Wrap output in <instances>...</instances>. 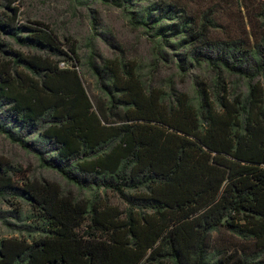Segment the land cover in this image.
<instances>
[{
  "label": "trees",
  "instance_id": "16d2710c",
  "mask_svg": "<svg viewBox=\"0 0 264 264\" xmlns=\"http://www.w3.org/2000/svg\"><path fill=\"white\" fill-rule=\"evenodd\" d=\"M15 1L0 0V132L90 196L18 187L0 163V194L30 209L28 237L0 241V264H248L213 247L220 229L264 253V35L217 38L213 14L178 0H76L123 10L180 76L207 73L190 94L176 74L163 85L92 52L94 105L78 49L21 23Z\"/></svg>",
  "mask_w": 264,
  "mask_h": 264
},
{
  "label": "rangeland",
  "instance_id": "374dc122",
  "mask_svg": "<svg viewBox=\"0 0 264 264\" xmlns=\"http://www.w3.org/2000/svg\"><path fill=\"white\" fill-rule=\"evenodd\" d=\"M190 13L199 17L205 12L213 14L219 28L217 38L247 39L255 43L264 35V0H178ZM12 7L19 9V21L43 22L53 29L63 44L78 49L81 62L76 63L84 86L93 102L101 96L96 80L89 70L92 52L94 61L124 58L134 61L148 80L161 81L165 85L176 74L178 89L193 93L192 85L196 76H207L204 70L191 75L180 76L170 63H164L157 56L152 39L142 28L134 26L128 15L111 3L96 1L80 5L76 0H16ZM3 10H0L2 13ZM30 142H37V136H31ZM0 163L8 166L16 186L38 180L56 183L66 194L87 199L90 193L79 190L53 169L42 167L38 157L24 150L0 132ZM110 204L124 209L125 204L117 196L108 195ZM30 209L23 205L20 197L0 194V241L4 239H26L28 233L21 226L30 224L27 216ZM213 247L237 255L248 264H264V253L254 242L243 241L226 229H220L213 235Z\"/></svg>",
  "mask_w": 264,
  "mask_h": 264
},
{
  "label": "built area",
  "instance_id": "2783aa9c",
  "mask_svg": "<svg viewBox=\"0 0 264 264\" xmlns=\"http://www.w3.org/2000/svg\"><path fill=\"white\" fill-rule=\"evenodd\" d=\"M63 66H64V64H63Z\"/></svg>",
  "mask_w": 264,
  "mask_h": 264
}]
</instances>
